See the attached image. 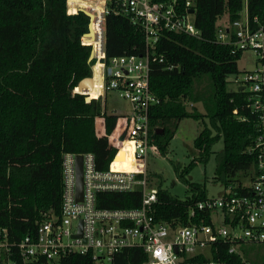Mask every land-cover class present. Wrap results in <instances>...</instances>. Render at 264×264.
<instances>
[{
    "label": "trees",
    "instance_id": "16d2710c",
    "mask_svg": "<svg viewBox=\"0 0 264 264\" xmlns=\"http://www.w3.org/2000/svg\"><path fill=\"white\" fill-rule=\"evenodd\" d=\"M193 1L201 38L162 32L154 51L163 62L151 65V90L161 101L150 113L155 150L166 157L183 120L202 122L191 163L185 168L172 163L190 195L181 199L156 189L147 174L149 187L158 196L155 220L169 224L186 221L189 209L209 197L206 185L193 183L188 176L212 154H216L214 183L226 188L240 182L239 174L247 176L256 165L257 154L250 151L261 129V114L252 109L248 91L228 90L229 78L241 73L238 62L244 53H233L231 46L217 42L219 22L224 17L229 23L238 20L244 0ZM248 10L250 18L262 15L264 0H248ZM89 25L83 12L67 15L66 0H0V229H7L11 242L34 236L48 219L61 218L65 153H94L104 169L113 146H119L122 151L114 167L137 169L132 151L127 155L118 139L125 117L108 113L101 99L87 102L84 95L73 93L81 81L92 77V49L81 43ZM146 50L138 24L123 15L107 17L108 59L142 56ZM261 102L264 105V92ZM197 104L205 113L196 109ZM220 140L223 149L215 153ZM141 202L139 191L98 195L103 209H136ZM228 249V245L220 248L215 258L245 264ZM148 259L142 249L128 248L112 263L146 264ZM59 264L97 263L90 255L68 254Z\"/></svg>",
    "mask_w": 264,
    "mask_h": 264
},
{
    "label": "built area",
    "instance_id": "2783aa9c",
    "mask_svg": "<svg viewBox=\"0 0 264 264\" xmlns=\"http://www.w3.org/2000/svg\"><path fill=\"white\" fill-rule=\"evenodd\" d=\"M194 10V13H190ZM67 15L87 12L92 15V36L82 37L83 46L92 49V80L97 97L90 90L79 91L92 100L104 99L109 92L130 103L129 115L118 139L129 155L132 151L136 170L114 167L122 149L113 146L106 168L98 165L94 153L63 155V204L60 219L41 223L34 236L11 242L7 229H0V264H59L68 254L90 255L97 264H113L115 255L128 248H140L149 257L146 264H226L217 260L220 248L228 245L229 255H239L248 245H264V11L249 16L244 0L240 18L218 25L217 42L232 47L233 53L253 52L256 69L244 72L239 88L249 93L252 109L261 114L260 135L256 140V165L247 174L250 183L223 187L218 197H208L189 209L186 221L174 224L157 222V191L149 187L146 158L154 150L150 138V113L160 105L151 90V65L163 62L154 51L164 31L201 38L195 26V3L169 0H66ZM123 15L138 24L145 35L147 50L142 56L108 59L106 21L110 15ZM173 67H169V70ZM236 112V111H235ZM127 141V142H126ZM82 156L83 195L76 197V159ZM140 192L141 207L103 209L99 194ZM80 230L82 236L78 237Z\"/></svg>",
    "mask_w": 264,
    "mask_h": 264
},
{
    "label": "rangeland",
    "instance_id": "374dc122",
    "mask_svg": "<svg viewBox=\"0 0 264 264\" xmlns=\"http://www.w3.org/2000/svg\"><path fill=\"white\" fill-rule=\"evenodd\" d=\"M224 17L219 24L226 23ZM257 58L253 52H245L242 59L238 62L240 74L229 78V91H236L240 86L239 82L244 77V72L253 71L256 69ZM108 113H115L118 116L129 115L131 106L130 103L119 97L114 92H109L102 99ZM200 113H205L203 105H195ZM192 105L188 106L189 111H192ZM200 122L193 119L183 120L171 140L168 155L162 156L158 151L151 150L146 158L147 174H150L153 182V187L156 189L168 190L172 195L181 199L190 195L187 185L181 182L175 171L172 163L179 164L182 168L188 167L193 160L194 141L202 130ZM223 140H220L213 148L217 153L223 149ZM216 168V154H212L208 163H199L193 167L188 176L193 183L206 185L209 197H218L224 193V188L221 184L213 182L214 172ZM238 178L244 184L250 183L249 179L244 178L243 174H239ZM241 258L245 264H264V245H248L241 249Z\"/></svg>",
    "mask_w": 264,
    "mask_h": 264
},
{
    "label": "water",
    "instance_id": "95a60500",
    "mask_svg": "<svg viewBox=\"0 0 264 264\" xmlns=\"http://www.w3.org/2000/svg\"><path fill=\"white\" fill-rule=\"evenodd\" d=\"M89 19H90V25H89V32L88 35L92 36V28H91V20H92V15L83 12ZM190 13H194V10H191ZM89 62H92V54L90 56ZM93 88V80L92 78H87L83 81L80 82L78 85V89L80 91H85V90H90ZM243 88H239V91H243ZM87 102H91V99L87 98ZM83 165H84V160L82 156H78L76 159V197L77 200L80 201L82 200V195H83ZM82 236V231L80 230V233L78 237Z\"/></svg>",
    "mask_w": 264,
    "mask_h": 264
},
{
    "label": "bare ground",
    "instance_id": "6f19581e",
    "mask_svg": "<svg viewBox=\"0 0 264 264\" xmlns=\"http://www.w3.org/2000/svg\"><path fill=\"white\" fill-rule=\"evenodd\" d=\"M90 94L94 95V94H97V92H95L94 90H90ZM122 160H125V155L122 156ZM128 171H131V170H128Z\"/></svg>",
    "mask_w": 264,
    "mask_h": 264
},
{
    "label": "crops",
    "instance_id": "0c3cea01",
    "mask_svg": "<svg viewBox=\"0 0 264 264\" xmlns=\"http://www.w3.org/2000/svg\"><path fill=\"white\" fill-rule=\"evenodd\" d=\"M257 63V62H256ZM94 96H96L97 97V94H94ZM107 96V95H106Z\"/></svg>",
    "mask_w": 264,
    "mask_h": 264
}]
</instances>
